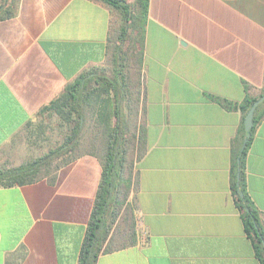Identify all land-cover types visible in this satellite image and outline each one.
Listing matches in <instances>:
<instances>
[{
    "label": "crops",
    "instance_id": "crops-1",
    "mask_svg": "<svg viewBox=\"0 0 264 264\" xmlns=\"http://www.w3.org/2000/svg\"><path fill=\"white\" fill-rule=\"evenodd\" d=\"M126 1L133 11L136 0ZM15 4L0 21L1 153L68 84L106 66L121 23L100 0ZM138 83L128 126L141 139L127 198L132 234L125 221L116 232L120 215L108 217L104 246L125 245L96 264H261L232 192V152L238 106L264 94V0H148ZM97 154L89 143L53 182L0 188V264L79 263L102 174ZM244 179L264 231V118Z\"/></svg>",
    "mask_w": 264,
    "mask_h": 264
},
{
    "label": "trees",
    "instance_id": "trees-1",
    "mask_svg": "<svg viewBox=\"0 0 264 264\" xmlns=\"http://www.w3.org/2000/svg\"><path fill=\"white\" fill-rule=\"evenodd\" d=\"M100 1L118 11L121 17V24L115 31V44L111 53L112 77L105 74L104 68L95 69L81 74L68 84L56 98L38 112V114L54 112L70 124V129L63 142L39 158L18 166L0 167V188L31 184L43 178L53 182L55 173L77 157L76 151L81 144L88 115L90 118L93 115L96 116V136L90 142V147L94 152H98L97 155L102 163V174L78 264H96L101 253L125 245V242L116 243L111 239L112 241L104 246L110 233L108 217L115 219L118 214L115 208H120L127 201L133 186L132 174L130 173L127 178L124 177L126 155L129 149H132L136 156L141 153L140 136H136L134 130L132 134L131 130H128L137 111L139 83L137 81V86L131 83L123 70L122 62L125 59V45L132 34V38L139 43L138 63L140 66L143 53V25L148 0H136L133 11L132 6L126 0ZM15 12V0H0V21L13 17ZM105 96L106 98H103ZM262 96L264 94L254 98L247 97L238 106L243 119L253 102ZM262 118H264V100L255 108L251 134L255 124ZM245 137L242 120L232 152V192L237 200L246 234L253 243L255 255L260 263L264 264V231L245 189L244 163L251 135L243 147ZM68 155H70L69 158L50 172V168L57 160ZM237 173L239 174L238 181ZM128 227V233L131 235V224H128Z\"/></svg>",
    "mask_w": 264,
    "mask_h": 264
},
{
    "label": "rangeland",
    "instance_id": "rangeland-1",
    "mask_svg": "<svg viewBox=\"0 0 264 264\" xmlns=\"http://www.w3.org/2000/svg\"><path fill=\"white\" fill-rule=\"evenodd\" d=\"M121 22V21H120ZM121 23L117 26L119 28ZM115 44V32L110 38V56L105 69V74L112 77L113 64L111 61V53L113 51V45ZM139 43L132 38L130 35V40L125 45V54L123 63V70L128 78L131 80L132 84L137 86V78L139 79ZM103 98H106L103 97ZM91 119L88 115L85 126L84 133L81 139V144L77 148L76 153L86 151L88 149V144L96 136V130H94ZM70 129V124H67L61 116L55 114L54 112L48 111L42 114H37L34 116L32 121L22 129L20 137L15 140L13 146L4 152H0V167L14 166L19 163L27 162L48 153L50 150L57 148L64 140L68 130ZM135 131V130H134ZM131 130V134H132ZM130 134V135H131ZM97 143V142H96ZM70 155L64 156L57 160L50 172L55 170L58 165H61L64 160L69 158ZM135 158V152L129 149L126 155V170L124 172V177L127 178L132 171V163ZM118 209V210H117ZM115 210L118 212L115 218L119 215L117 222V229L121 228L122 222L129 224L131 216V205L126 201L120 208L117 207ZM111 218V217H110Z\"/></svg>",
    "mask_w": 264,
    "mask_h": 264
},
{
    "label": "water",
    "instance_id": "water-1",
    "mask_svg": "<svg viewBox=\"0 0 264 264\" xmlns=\"http://www.w3.org/2000/svg\"><path fill=\"white\" fill-rule=\"evenodd\" d=\"M263 100H264V96L258 98L255 102H253V104L251 105V107L248 109L246 115L244 116V119H243V128H244V131L246 133V137L243 140V147H244V145L246 144V142L248 141V139L250 138V135H251V132L250 131H251L252 127H253V117H254L255 108ZM236 178H237V181H238V179H239V174L238 173H237Z\"/></svg>",
    "mask_w": 264,
    "mask_h": 264
}]
</instances>
